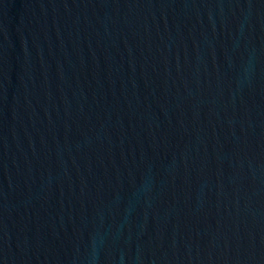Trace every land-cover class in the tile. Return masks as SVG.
I'll list each match as a JSON object with an SVG mask.
<instances>
[{
	"label": "water",
	"instance_id": "1",
	"mask_svg": "<svg viewBox=\"0 0 264 264\" xmlns=\"http://www.w3.org/2000/svg\"><path fill=\"white\" fill-rule=\"evenodd\" d=\"M0 264H264V0H0Z\"/></svg>",
	"mask_w": 264,
	"mask_h": 264
}]
</instances>
